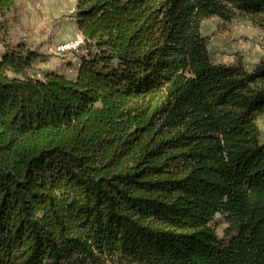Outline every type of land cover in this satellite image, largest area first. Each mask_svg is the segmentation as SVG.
<instances>
[{
	"label": "trees",
	"instance_id": "trees-1",
	"mask_svg": "<svg viewBox=\"0 0 264 264\" xmlns=\"http://www.w3.org/2000/svg\"><path fill=\"white\" fill-rule=\"evenodd\" d=\"M15 10L0 0V264H264V0H76L73 78L33 75ZM240 14L263 36L249 70L200 35Z\"/></svg>",
	"mask_w": 264,
	"mask_h": 264
},
{
	"label": "rangeland",
	"instance_id": "rangeland-1",
	"mask_svg": "<svg viewBox=\"0 0 264 264\" xmlns=\"http://www.w3.org/2000/svg\"><path fill=\"white\" fill-rule=\"evenodd\" d=\"M16 10L9 15V40L12 38L14 24L18 22L17 32L26 39L32 48L41 55L32 72L40 78L43 72L54 71L73 78L78 64V51L56 54L49 51L59 44L72 43L80 35L74 20L76 0H15ZM19 21H16L18 20ZM21 21V24H20ZM200 35L207 38V49L212 62L216 64H232L241 59L249 70L263 56L262 33L252 26L249 16L238 15L232 21L225 22L217 17L205 19L200 25ZM22 39V40H23ZM16 41V42H15ZM27 43V42H26ZM27 43V44H29ZM4 48L0 43V55ZM261 131L260 139H264V123L258 119ZM222 228H216L219 236Z\"/></svg>",
	"mask_w": 264,
	"mask_h": 264
},
{
	"label": "built area",
	"instance_id": "built-area-1",
	"mask_svg": "<svg viewBox=\"0 0 264 264\" xmlns=\"http://www.w3.org/2000/svg\"><path fill=\"white\" fill-rule=\"evenodd\" d=\"M83 39L81 35L77 36V39L72 43L59 44L50 48L49 51L56 54H62L68 51H78L80 45L82 44Z\"/></svg>",
	"mask_w": 264,
	"mask_h": 264
},
{
	"label": "crops",
	"instance_id": "crops-1",
	"mask_svg": "<svg viewBox=\"0 0 264 264\" xmlns=\"http://www.w3.org/2000/svg\"><path fill=\"white\" fill-rule=\"evenodd\" d=\"M16 21H19V19L18 20H16ZM20 24H21V21H20ZM20 25L18 24V22H16L15 24H14V27H13V30H12V38L13 39H17L16 41H24V42H27V43H29L26 39H23L22 37H19V36H21V34L18 36V34H17V32L19 31V29H20V27H19ZM23 39V40H22ZM15 41V42H16ZM29 45H30V43H29ZM31 46V45H30ZM76 66L78 65L77 64V62H76V64H75ZM46 71H48V70H46Z\"/></svg>",
	"mask_w": 264,
	"mask_h": 264
}]
</instances>
